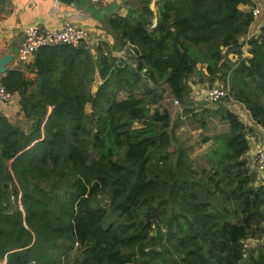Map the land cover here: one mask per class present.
Returning <instances> with one entry per match:
<instances>
[{
  "label": "trees",
  "instance_id": "obj_1",
  "mask_svg": "<svg viewBox=\"0 0 264 264\" xmlns=\"http://www.w3.org/2000/svg\"><path fill=\"white\" fill-rule=\"evenodd\" d=\"M133 1L125 16L107 19L106 55L99 47L94 59L83 45L49 46L25 64L35 80L18 69L0 80L19 96L22 114L0 113V258L264 264V246L246 244L264 237V185L245 159L243 122L227 105L204 109L202 129L213 118L228 130L202 139L212 145L201 164L175 142L161 89L185 105L186 81L205 66L211 83L219 79L264 130V27L247 40L250 57H241L240 38L254 18L238 7L253 2L157 0L155 15L153 0ZM127 44L134 56L112 55ZM96 74L102 83L92 92Z\"/></svg>",
  "mask_w": 264,
  "mask_h": 264
},
{
  "label": "crops",
  "instance_id": "obj_2",
  "mask_svg": "<svg viewBox=\"0 0 264 264\" xmlns=\"http://www.w3.org/2000/svg\"><path fill=\"white\" fill-rule=\"evenodd\" d=\"M152 1L151 11L156 15L155 2ZM253 7L239 5V9L243 12H249L253 8H260L264 5V0H252ZM128 3H134L133 0H0V57L5 54L13 56V60L7 65V70L18 69L23 72L24 77L28 81L35 80V75L25 71V65L17 62V52L23 40V30L25 27L40 26L43 28L60 29L66 20H72L78 26L83 27L89 34V49L92 51L94 59H96V48L99 47L101 52L106 55V47H111L113 40L108 35L105 29V23L108 18L113 16L123 17L127 13ZM264 13L262 11L261 16L255 18L248 29L246 35L240 38L243 43V54L241 57H250L247 53V39L253 36H257L260 29L264 27ZM155 20V19H153ZM104 43L108 45L105 46ZM112 52L113 56L118 58L119 53ZM228 58L232 61H238V56L228 55ZM203 72L195 74L192 82L188 83L187 86L190 88V92L198 98L202 96V100L206 95V88H203L199 82L201 79L206 80L207 76L205 68ZM0 74V80L5 76ZM95 82L92 86V92H94L102 81L99 79L97 74L95 75ZM1 83V81H0ZM151 87V86H150ZM153 87V86H152ZM190 94V93H189ZM189 97V96H188ZM198 98L196 100H198ZM88 106V105H87ZM237 111H243L244 117L248 119L247 126L253 128L255 124L247 110L240 104L234 105ZM86 108V107H85ZM90 109V107H89ZM86 111V109H85ZM0 113L5 116H10L12 120L22 119V114L19 110V96L11 94V100L9 105H4L0 101ZM87 113V112H86ZM250 121V122H249ZM254 133L257 135L256 141L252 134V129H248L249 132L246 134L248 142V151L245 155L246 160L252 163L253 148L255 145L263 142V130L255 124ZM256 185H263L264 180L262 177L257 175ZM19 201V199H17ZM12 205V204H11ZM15 206V204H14ZM20 210V209H19ZM261 241V240H260ZM260 241L248 239V244L254 246L260 244ZM264 241V238L262 239Z\"/></svg>",
  "mask_w": 264,
  "mask_h": 264
},
{
  "label": "built area",
  "instance_id": "obj_3",
  "mask_svg": "<svg viewBox=\"0 0 264 264\" xmlns=\"http://www.w3.org/2000/svg\"><path fill=\"white\" fill-rule=\"evenodd\" d=\"M251 12L254 19L261 16L262 14V10L258 7L253 8ZM155 24L156 21L152 20L150 28H153ZM88 44L89 34L87 30L78 26L72 20H66L60 29L43 28L40 26L25 27L23 30V40L20 47L18 48L16 60L17 62L25 65L33 62L35 53L41 48L56 45H68L72 47L83 45L84 47L89 48ZM135 54L136 52L134 47L130 44H127L119 53L118 59L126 60V56H134ZM203 99L208 104L213 105L226 99L231 100V97H229L228 87L214 86L206 90V95ZM10 100L11 94L7 92L4 86L0 83V101L4 105H9ZM173 103L178 104V101L174 100ZM250 167L252 171L256 173V177L259 175L264 180V138L263 142L255 145L253 148L252 163H250ZM14 198V195L10 194V199L12 201H14ZM15 206H17L18 209H21L19 201L15 203ZM0 264H6L5 257L0 258Z\"/></svg>",
  "mask_w": 264,
  "mask_h": 264
},
{
  "label": "rangeland",
  "instance_id": "obj_4",
  "mask_svg": "<svg viewBox=\"0 0 264 264\" xmlns=\"http://www.w3.org/2000/svg\"><path fill=\"white\" fill-rule=\"evenodd\" d=\"M151 6H152V3L150 4L149 7ZM259 9H261L264 13V5L260 7ZM262 16H264V14ZM256 20L254 19L253 21L255 22ZM204 68L205 66H202V67L200 65L198 66L200 73L203 72L202 69ZM193 78L194 77H190L188 79L189 85L192 82ZM201 80L202 81L199 82V84H201V86L206 89L210 87H214V86L223 87L220 80L217 78H214L212 80V83L210 81V78H207L206 80L204 79H201ZM152 88L153 87L151 86V89ZM161 89L164 92V98H165L162 101V105L170 110V112L172 113L173 122H175L177 125L173 130L174 140L177 144L187 149L189 157L192 160H197L199 161V163L202 164V156L210 149L212 145L211 140L205 143H202V139L212 138L215 135L226 132L228 130V127L226 124L219 122L213 118L205 119L206 125H205V128L202 129L201 128V117H202V112L204 111V109H214L218 105H224V106L227 105L228 108L231 111H233L235 114H237L239 119L243 122L247 132H249L248 129H252L251 135H254L255 136L254 139L258 141L257 135L253 134L254 129H255L254 127L255 124H253V128L247 126L248 119L246 120V118L244 117L243 111H237L236 107L234 106L236 105V103L233 100L227 99L217 104L211 105V104H208L206 101H204V99L202 100V96H200L199 98L197 96H194L191 91L189 94V97H187L186 99L185 105H181L180 103L174 104L173 102L175 99L168 93L166 87L162 86ZM142 91H144V88H142ZM197 98L198 100H196ZM85 109L87 113L90 112L89 106H86ZM183 109L190 110L192 113L191 115L194 114L196 115V117L190 118L189 115L183 116L182 114ZM256 133H257V130H256ZM17 199L14 198V201H12L9 196V201L12 205H14L17 202ZM247 241L248 240H246V244L249 245ZM260 245L264 246V241L261 240Z\"/></svg>",
  "mask_w": 264,
  "mask_h": 264
},
{
  "label": "water",
  "instance_id": "obj_5",
  "mask_svg": "<svg viewBox=\"0 0 264 264\" xmlns=\"http://www.w3.org/2000/svg\"><path fill=\"white\" fill-rule=\"evenodd\" d=\"M13 60V56L5 54L0 57V74H4L7 70V65ZM22 209V208H21ZM20 209V210H21Z\"/></svg>",
  "mask_w": 264,
  "mask_h": 264
}]
</instances>
